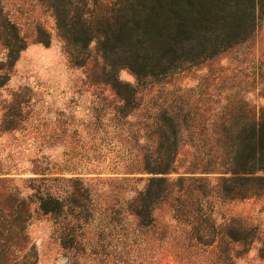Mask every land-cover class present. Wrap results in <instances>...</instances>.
<instances>
[{
	"label": "trees",
	"instance_id": "trees-1",
	"mask_svg": "<svg viewBox=\"0 0 264 264\" xmlns=\"http://www.w3.org/2000/svg\"><path fill=\"white\" fill-rule=\"evenodd\" d=\"M24 1L16 9L21 16ZM31 1L52 20L69 62L75 67L93 65L91 82L114 93L115 119L139 120L136 125L144 137H131L138 157L129 174L149 177L144 190L123 204L125 212L139 230H162L163 238L170 226L161 225L156 213L166 207L184 243L213 247L217 264H235L233 246L247 247L255 231L221 226L217 232L213 206L218 200L222 204L264 193V107L240 98V91L250 93L255 87V81L249 85L246 79H264V64L244 75L245 84L220 87V92L231 93L224 98L207 97L206 89L171 88L141 109L144 93L152 88L172 86L180 75L250 41L264 17V0ZM18 19L11 16L6 0H0V47L5 51L0 86L30 39L45 46L51 42L44 23L34 22L28 37ZM94 42L102 64L87 52ZM123 69L133 73L134 85L120 79ZM261 92L264 98V88ZM8 116L5 122L11 125L13 116ZM185 148L190 155L187 170L173 179ZM48 181L27 180L29 196L8 194L0 187V264H37L36 248L29 245L26 232L32 205L61 219L64 249L81 247L78 223L91 202L89 188L80 178H54L52 182L66 185L54 192ZM68 212L75 215L74 222L67 219Z\"/></svg>",
	"mask_w": 264,
	"mask_h": 264
},
{
	"label": "rangeland",
	"instance_id": "rangeland-1",
	"mask_svg": "<svg viewBox=\"0 0 264 264\" xmlns=\"http://www.w3.org/2000/svg\"><path fill=\"white\" fill-rule=\"evenodd\" d=\"M20 1L6 0V4L11 16L18 15L22 32L30 37L34 22L41 21L51 34V42L45 46L30 39L9 79L0 86V181H5L0 187L7 188L8 194L29 196V179L48 178L53 191L60 192L65 183L51 180L80 178L89 188L91 199L83 221L78 223V234L82 236L77 238L81 243L77 251L62 247L61 219L44 215L32 205L26 232L29 245L36 248L37 264H217L215 248L184 243L166 207L156 213L161 225L170 226L163 238L162 230H139L135 219L125 212L123 204L135 197V191L144 190L149 177L129 174L138 157L131 137H144L136 125L139 120L115 119L118 102L114 93L89 79L94 66H73L52 20L44 17L41 7L31 0L24 1V14L19 15L16 9ZM87 52L92 61L102 64L96 42ZM2 58L5 51L0 47ZM262 64L264 17L250 41L180 75L172 86L154 87L144 93L141 110L157 96L167 95L171 88L206 89L207 97L224 98L231 93L220 92V87H229L233 82L245 84L246 80L249 85L255 81V87L250 93L240 91V98L264 107V79L256 75L255 79L244 80V75ZM119 77L123 82L136 83L128 69L121 70ZM15 99L21 103L16 105ZM10 113L13 122L8 125L5 121ZM188 151L185 148L180 152L176 174L171 178L186 172ZM216 203L217 232H221V226L255 231L247 247L233 246V254L238 257L234 263L264 264V193ZM66 216L74 222V214L68 212Z\"/></svg>",
	"mask_w": 264,
	"mask_h": 264
}]
</instances>
